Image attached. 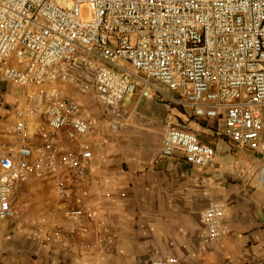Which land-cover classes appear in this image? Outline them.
<instances>
[{
    "label": "built area",
    "instance_id": "obj_1",
    "mask_svg": "<svg viewBox=\"0 0 264 264\" xmlns=\"http://www.w3.org/2000/svg\"><path fill=\"white\" fill-rule=\"evenodd\" d=\"M0 78L26 96L13 109L14 141L0 138V224L14 217V191L30 177L52 178L67 202V180L84 179L92 157L85 138L99 125L121 131L124 98L137 92L152 100L161 88L254 152L264 185V0H0ZM86 96L100 107L99 121L81 102ZM65 139L75 147L63 150ZM162 151L202 169L213 165V148L176 126L166 129ZM64 215L94 221L81 208ZM224 216L220 202L202 211V242L227 234ZM150 264L179 262L157 253Z\"/></svg>",
    "mask_w": 264,
    "mask_h": 264
},
{
    "label": "crops",
    "instance_id": "obj_2",
    "mask_svg": "<svg viewBox=\"0 0 264 264\" xmlns=\"http://www.w3.org/2000/svg\"><path fill=\"white\" fill-rule=\"evenodd\" d=\"M160 90L148 101L132 95L121 131L99 125L85 138L92 157L84 179L67 180V202L57 196L52 178L30 177L17 185L15 215L0 224V264H150L157 253L179 264H264L260 158L237 145L221 125L175 103L178 94ZM25 100L21 88L0 78V138L14 141L13 109ZM171 125L199 134L213 148L212 167L192 166L179 152L163 154ZM75 145L65 139L63 150ZM212 202L225 206L228 232L204 243L199 217ZM69 206L91 211L94 221H70L64 215ZM42 219L46 224L33 238Z\"/></svg>",
    "mask_w": 264,
    "mask_h": 264
},
{
    "label": "rangeland",
    "instance_id": "obj_3",
    "mask_svg": "<svg viewBox=\"0 0 264 264\" xmlns=\"http://www.w3.org/2000/svg\"><path fill=\"white\" fill-rule=\"evenodd\" d=\"M69 3L68 2H63L61 1L59 3V6L61 8H64L66 6H68ZM167 90V89H166ZM71 92H69L71 95H75L74 91L73 90H70ZM169 92V91H168ZM81 97V96H80ZM135 97V96H134ZM134 97H132V95H129V96H126L125 97V100L123 101V104H122V108H125V109H130V107L132 106L133 104V101H134ZM82 98V97H81ZM83 101H84V104L90 108L89 106L93 107V111L91 109V113L93 114V116L99 121L101 118H102V112L100 110V107L98 106V104L95 102V100L91 97V96H86L83 98ZM17 218V216H16ZM15 219V218H14ZM36 233V232H35Z\"/></svg>",
    "mask_w": 264,
    "mask_h": 264
}]
</instances>
